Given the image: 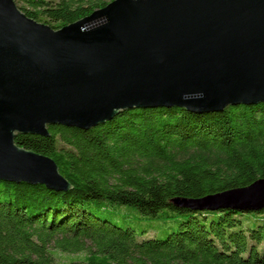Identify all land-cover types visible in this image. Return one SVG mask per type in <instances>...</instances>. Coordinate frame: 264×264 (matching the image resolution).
<instances>
[{"label": "trees", "instance_id": "trees-1", "mask_svg": "<svg viewBox=\"0 0 264 264\" xmlns=\"http://www.w3.org/2000/svg\"><path fill=\"white\" fill-rule=\"evenodd\" d=\"M17 1L54 29L109 2ZM47 129L48 136L17 133L14 142L51 157L71 188L0 180V264H52L51 245L85 251V264H264V206L193 210L172 202L264 179V102L204 113L123 109L88 129ZM114 204L182 218L165 238H143L114 220Z\"/></svg>", "mask_w": 264, "mask_h": 264}, {"label": "water", "instance_id": "water-1", "mask_svg": "<svg viewBox=\"0 0 264 264\" xmlns=\"http://www.w3.org/2000/svg\"><path fill=\"white\" fill-rule=\"evenodd\" d=\"M264 102V0H111L54 29L0 0V180L68 190L17 133L88 129L123 109L196 113ZM193 210L264 206V179L198 198Z\"/></svg>", "mask_w": 264, "mask_h": 264}, {"label": "rangeland", "instance_id": "rangeland-1", "mask_svg": "<svg viewBox=\"0 0 264 264\" xmlns=\"http://www.w3.org/2000/svg\"><path fill=\"white\" fill-rule=\"evenodd\" d=\"M111 1V0H104ZM17 5H21L15 0ZM114 220L123 228L131 227L139 237L165 238L168 233L177 230L182 216L169 209H161L156 217L145 215L137 208L129 205L114 204ZM52 264H85L87 253L85 251L70 253L60 251L51 245ZM126 264H135L127 262ZM152 264V263H147ZM170 264H182L173 261Z\"/></svg>", "mask_w": 264, "mask_h": 264}]
</instances>
